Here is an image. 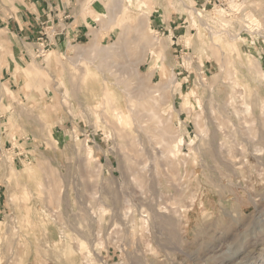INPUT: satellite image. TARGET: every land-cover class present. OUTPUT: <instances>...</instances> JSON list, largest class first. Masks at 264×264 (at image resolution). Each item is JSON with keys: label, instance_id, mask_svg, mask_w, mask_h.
Segmentation results:
<instances>
[{"label": "rangeland", "instance_id": "374dc122", "mask_svg": "<svg viewBox=\"0 0 264 264\" xmlns=\"http://www.w3.org/2000/svg\"><path fill=\"white\" fill-rule=\"evenodd\" d=\"M222 1L100 0L1 83V264H264V0Z\"/></svg>", "mask_w": 264, "mask_h": 264}, {"label": "crops", "instance_id": "0c3cea01", "mask_svg": "<svg viewBox=\"0 0 264 264\" xmlns=\"http://www.w3.org/2000/svg\"><path fill=\"white\" fill-rule=\"evenodd\" d=\"M158 5L157 11L164 10L165 3L163 1ZM101 10L103 7L100 0H0V30L11 35L13 49L10 57H6V59L0 54V90L2 93L6 88L1 83L16 86L21 82V78H14L17 67H21L26 61L32 59L31 51L36 52L38 45L41 44L39 38L44 33L48 34V39L53 43L48 50L49 57L53 56L51 59H57V56L61 58L75 55L83 44L92 43L94 41L93 30L98 29V16L101 14ZM156 19V26L163 33H166L165 30L172 29V34L170 31L168 34L177 37L175 32L178 33L179 28H182L180 25L172 26L174 20H166L160 14ZM47 24L52 25L56 36L53 35L54 32L47 27ZM2 39L0 36V42ZM46 41H48L47 38ZM1 100L2 98L0 99L2 106ZM2 114L4 115L0 110V120L3 117ZM17 115L20 116V113ZM19 118L21 122L22 119ZM19 131L21 133V129ZM20 133L15 138L16 142H13V145L19 149L22 148L21 146H26L27 139L20 136ZM2 143L7 145L12 142L10 137L3 133L0 125V146H3ZM20 157L16 152L14 155L16 167ZM4 182V171L1 169L0 204L4 193L3 187L6 186Z\"/></svg>", "mask_w": 264, "mask_h": 264}, {"label": "built area", "instance_id": "2783aa9c", "mask_svg": "<svg viewBox=\"0 0 264 264\" xmlns=\"http://www.w3.org/2000/svg\"><path fill=\"white\" fill-rule=\"evenodd\" d=\"M215 1H220V3L223 2L222 0H215ZM229 1H231V0H229ZM211 2H212V0H208V3H211ZM47 27H48L50 30H52V32H54L53 35L56 36L55 30L52 29V25H51V24H50V25L47 24ZM46 38H47L48 41H46V40L44 41V39H46ZM46 38H44V36H42V37H40L39 39L43 40L44 42H47V47H46V50H45V51H48V50L51 48V45H52L53 43L50 42V39H48V35H47V34H46ZM12 147H13L12 144L4 145V147H1V146H0V159L4 156V152H5V151H6V152L9 151ZM14 149H17V147L14 146ZM18 154H19L20 156H25L24 153H23V152H20V151H18Z\"/></svg>", "mask_w": 264, "mask_h": 264}, {"label": "bare ground", "instance_id": "6f19581e", "mask_svg": "<svg viewBox=\"0 0 264 264\" xmlns=\"http://www.w3.org/2000/svg\"><path fill=\"white\" fill-rule=\"evenodd\" d=\"M108 10V9H107ZM115 13V12H114ZM102 15V14H101ZM144 21V20H143ZM142 25V24H141ZM106 47V46H105ZM104 47V48H105ZM76 59V58H75ZM253 65V64H252ZM250 66V65H249ZM260 67V66H259ZM253 68V67H252ZM256 68V67H255ZM262 70V69H261ZM252 71V70H251ZM255 71H259V70H257V68H256V70ZM262 77L264 78V71L262 72ZM257 78V77H256ZM168 85H169V83H167L166 84V87H168ZM256 93H257V91H256ZM76 98V97H75ZM234 100V99H233ZM224 104V103H223ZM229 104V103H228ZM226 105V104H225ZM224 105V106H225ZM230 105V104H229ZM237 106V105H236ZM234 107V106H233ZM246 107V106H245ZM225 108V107H224ZM254 108H256V107H254ZM258 109V108H257ZM114 113V112H113ZM227 114V113H226ZM229 117V116H228ZM109 118V117H108ZM199 118V117H198ZM112 123V122H111ZM112 126V125H111ZM141 127V126H140ZM248 127V126H247ZM237 129V128H236ZM246 129V128H245ZM252 129V128H251ZM158 130V129H157ZM163 130V129H162ZM248 130V129H247ZM163 131H165V130H163ZM133 132V131H132ZM166 132V131H165ZM224 132V131H223ZM226 132V131H225ZM248 132H251V131H249L248 130ZM236 133V132H235ZM260 133V132H259ZM241 134V133H240ZM258 134V133H257ZM166 135H168V134H166ZM169 135H171V134H169ZM203 135V134H202ZM201 135V136H202ZM249 135V134H248ZM252 135V134H251ZM163 136V135H162ZM234 136H235V134H234ZM238 137V136H237ZM250 137V136H249ZM252 137H255L254 135L252 136ZM127 138V137H126ZM246 138H247V136H246ZM207 139H208V137H207ZM236 139H238V138H236ZM256 139V138H255ZM220 140V139H219ZM230 140V139H229ZM259 141H260V143H262V144H264V136H262L260 139H259ZM258 141V142H259ZM225 142V141H224ZM227 142H228V140H227ZM250 142V141H249ZM257 143V142H256ZM129 145V144H128ZM210 145V144H209ZM226 145V144H225ZM242 145V144H241ZM124 147V146H123ZM246 147V146H245ZM213 148V147H212ZM220 149V148H219ZM214 150V149H213ZM205 151V150H204ZM211 151V150H210ZM226 151V150H225ZM251 151V150H250ZM215 152H217V151H215ZM209 153V152H208ZM211 153V152H210ZM222 153V152H221ZM226 153V152H225ZM224 153V154H225ZM253 153V152H252ZM251 154V153H250ZM223 155V154H222ZM211 158V157H210ZM230 158V157H229ZM262 158V157H261ZM127 161V160H126ZM219 161V160H218ZM231 161V160H230ZM260 163V162H259ZM142 165V164H141ZM138 166H139V164H138ZM226 166V165H225ZM181 177V176H180ZM239 180V179H238ZM81 210V209H80ZM153 210V209H152ZM86 211H87V209H86ZM90 211V210H89ZM149 212V211H148ZM158 212V211H157ZM90 213V212H89ZM92 213V212H91ZM93 214V213H92ZM161 214V213H160ZM159 214V215H160ZM163 214V213H162ZM150 215V214H149ZM152 215V214H151ZM94 216V215H93ZM125 216V215H124ZM148 218V217H147ZM146 218V219H147ZM153 218V217H152ZM83 220V219H82ZM232 223V222H231ZM157 228V227H156ZM162 232V231H161ZM209 235V234H208ZM170 239V238H169ZM205 239V238H204ZM240 239V238H239ZM257 239V238H256ZM164 240V239H163ZM204 242V241H203ZM213 242V241H212ZM201 244V243H200ZM215 247H217V246H215ZM178 248V247H177ZM186 251V250H185ZM229 253V252H228ZM234 254V253H233ZM219 255V254H218ZM221 256V255H220ZM227 256H229V255H227ZM222 257V256H221ZM221 259V258H220ZM137 260V259H136ZM220 263H221V261H220ZM1 264V263H0Z\"/></svg>", "mask_w": 264, "mask_h": 264}]
</instances>
